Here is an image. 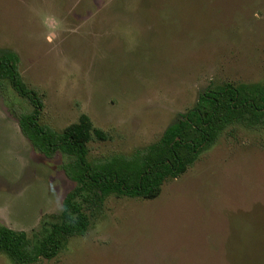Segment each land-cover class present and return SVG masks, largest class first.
Wrapping results in <instances>:
<instances>
[{"label": "rangeland", "instance_id": "1", "mask_svg": "<svg viewBox=\"0 0 264 264\" xmlns=\"http://www.w3.org/2000/svg\"><path fill=\"white\" fill-rule=\"evenodd\" d=\"M60 132L81 114L106 134L87 156L131 154L160 138L200 93L264 81V0H0V51ZM0 92V224L52 221L74 182L45 156ZM0 264H15L0 252ZM35 264H264V129L227 127L153 199L109 195L87 231Z\"/></svg>", "mask_w": 264, "mask_h": 264}, {"label": "trees", "instance_id": "2", "mask_svg": "<svg viewBox=\"0 0 264 264\" xmlns=\"http://www.w3.org/2000/svg\"><path fill=\"white\" fill-rule=\"evenodd\" d=\"M18 62L16 53L0 51V92L10 86L29 103L30 109H12L21 132L45 156L58 151L68 156L62 169L74 186L65 194L55 218L31 234L0 224V252L15 264L56 257L68 238L87 231L90 215L106 196L155 198L165 179L185 172L227 127L241 124L264 129V81L223 83L200 93L194 105L179 113L155 142L131 154L89 159L87 143L104 140L106 134L85 114L60 132L39 122L42 98L22 79Z\"/></svg>", "mask_w": 264, "mask_h": 264}]
</instances>
